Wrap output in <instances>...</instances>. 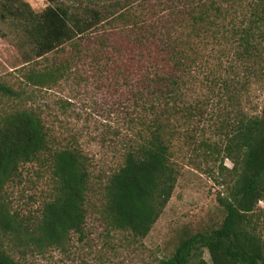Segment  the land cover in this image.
Segmentation results:
<instances>
[{
	"label": "trees",
	"instance_id": "obj_1",
	"mask_svg": "<svg viewBox=\"0 0 264 264\" xmlns=\"http://www.w3.org/2000/svg\"><path fill=\"white\" fill-rule=\"evenodd\" d=\"M54 1L0 0V20L22 25L35 46L32 65L23 67L24 85L50 89L71 75L87 82L86 66L93 77L107 72L112 77L103 83L135 107L132 134L118 166L95 174L81 147H54L41 111L28 105L30 92L0 80V264L64 248L74 235L82 240L93 204L110 231L145 239L172 197L185 150L233 164L219 182L222 216L182 231L172 254L155 264H264L258 209L264 202V0H136L138 9H152L136 15L127 11L128 0ZM83 1L98 5L76 12ZM224 44L231 47L220 48ZM214 53L227 76L216 81L221 100L235 107V98L254 84L263 93L259 110L237 109L220 123L221 143L196 140L199 107L184 104L193 70ZM228 72L242 73L241 80ZM28 164H39L50 182L34 215L15 211L9 200Z\"/></svg>",
	"mask_w": 264,
	"mask_h": 264
},
{
	"label": "rangeland",
	"instance_id": "obj_2",
	"mask_svg": "<svg viewBox=\"0 0 264 264\" xmlns=\"http://www.w3.org/2000/svg\"><path fill=\"white\" fill-rule=\"evenodd\" d=\"M66 1L55 0L53 3L67 6ZM128 1L130 5L127 11L132 15L152 11L151 8L138 9L133 4L136 0ZM95 4V1H83L76 12H83L85 6L96 9L98 4ZM70 11L73 12V9L70 8ZM8 21L11 20H0V80L12 84L15 89L22 86L33 95L28 105L41 111L54 147H81L95 174L114 170L120 162L124 143L132 134L130 119L135 115L133 103L125 100L119 91L120 83L117 84V92L113 85L107 87V83H103L106 76H112L106 75V72L93 77L86 66L84 68L88 73L84 75L87 82L78 83L71 75L50 89L26 87L23 67L32 65L35 46L22 25L18 27ZM117 26L123 25L118 23ZM228 47L231 45L224 44L220 48ZM221 59L222 66L227 67L232 56ZM27 60H31L28 66L24 64ZM217 60L218 55L214 53L211 58L205 57L193 70L195 74L191 88L184 97L185 105L199 107V114L192 123L197 141L207 138L212 143H221L223 135L217 127L228 114L232 117L237 109L245 113L259 110L263 102L260 84L248 86L249 91L242 90V94L233 102L235 107L232 101L221 100L218 96L219 82L216 81L218 74L225 75L223 78L227 76L224 68L218 67ZM241 76L242 73L240 77H234L228 72V77L235 80H241ZM214 89L215 92L212 91ZM2 108L5 106L0 104V112ZM184 131L186 133V127ZM177 161L181 174L172 197L145 239L133 240L127 233L110 231L93 204L92 208H88L82 240L74 235L64 248L48 250L44 254H28L23 264H155L170 256L182 231H196L221 218L216 199L223 193L219 182L233 167L231 161L222 155L205 161L188 150ZM21 174L20 180L9 190L10 204L15 211L34 215L50 191L49 175L39 164L26 165L21 169ZM93 202L100 206L98 198H94ZM258 209L261 211L260 224L264 233V202L258 204ZM204 257L209 259L207 253Z\"/></svg>",
	"mask_w": 264,
	"mask_h": 264
}]
</instances>
